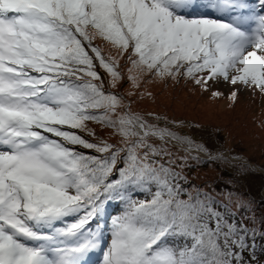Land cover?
I'll return each instance as SVG.
<instances>
[{
	"label": "snow or ice",
	"instance_id": "6c2138e0",
	"mask_svg": "<svg viewBox=\"0 0 264 264\" xmlns=\"http://www.w3.org/2000/svg\"><path fill=\"white\" fill-rule=\"evenodd\" d=\"M180 77L264 96V0H0V264H264L250 163L133 108Z\"/></svg>",
	"mask_w": 264,
	"mask_h": 264
},
{
	"label": "rangeland",
	"instance_id": "374dc122",
	"mask_svg": "<svg viewBox=\"0 0 264 264\" xmlns=\"http://www.w3.org/2000/svg\"><path fill=\"white\" fill-rule=\"evenodd\" d=\"M129 90V85L121 89L124 93ZM142 90L150 92L151 96L137 99L133 104L134 109L156 111L183 120L185 124L194 126L196 138L211 140L222 149L248 161L250 169L260 176L251 174L243 177L242 188L239 189L247 193L244 187H249L253 193L264 196V187H261V180L264 181V96L259 91L211 81L209 90L203 91L183 77L155 80L142 85ZM214 91L220 95L214 97ZM233 91H237L235 101L229 99ZM90 127L98 129L94 125ZM219 172L218 168L213 172L208 165H203L193 169L190 176L194 183H201ZM197 174L199 179H195Z\"/></svg>",
	"mask_w": 264,
	"mask_h": 264
},
{
	"label": "trees",
	"instance_id": "16d2710c",
	"mask_svg": "<svg viewBox=\"0 0 264 264\" xmlns=\"http://www.w3.org/2000/svg\"><path fill=\"white\" fill-rule=\"evenodd\" d=\"M257 175V176H260L259 174H257V173H254V171L253 170H251L250 169V172H249V174L248 175ZM262 181V183H261V187H264V181L263 180H261ZM260 181V182H261ZM240 188H242V187H240ZM248 188V189H247ZM244 187V189H246V191H247V193L246 194H250L256 201H257V203H258V207H263V205H264V196H262V195H257V194H255V193H253L254 191L253 190H251L249 187ZM239 191H240V189H238ZM263 193H264V191H263Z\"/></svg>",
	"mask_w": 264,
	"mask_h": 264
},
{
	"label": "bare ground",
	"instance_id": "6f19581e",
	"mask_svg": "<svg viewBox=\"0 0 264 264\" xmlns=\"http://www.w3.org/2000/svg\"><path fill=\"white\" fill-rule=\"evenodd\" d=\"M94 259V258H93ZM96 264V263H95Z\"/></svg>",
	"mask_w": 264,
	"mask_h": 264
}]
</instances>
